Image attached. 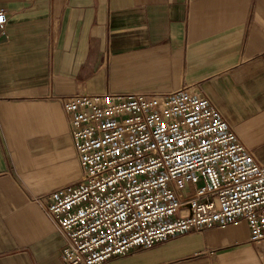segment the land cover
Returning a JSON list of instances; mask_svg holds the SVG:
<instances>
[{
    "label": "crops",
    "instance_id": "0c3cea01",
    "mask_svg": "<svg viewBox=\"0 0 264 264\" xmlns=\"http://www.w3.org/2000/svg\"><path fill=\"white\" fill-rule=\"evenodd\" d=\"M0 264H64L47 195L82 178L62 98L205 93L264 165V0H0ZM241 220L110 264H264Z\"/></svg>",
    "mask_w": 264,
    "mask_h": 264
},
{
    "label": "built area",
    "instance_id": "2783aa9c",
    "mask_svg": "<svg viewBox=\"0 0 264 264\" xmlns=\"http://www.w3.org/2000/svg\"><path fill=\"white\" fill-rule=\"evenodd\" d=\"M8 15L0 9V33ZM82 178L48 195L64 264H110L132 249L244 220L264 240V165L208 96L62 98Z\"/></svg>",
    "mask_w": 264,
    "mask_h": 264
}]
</instances>
